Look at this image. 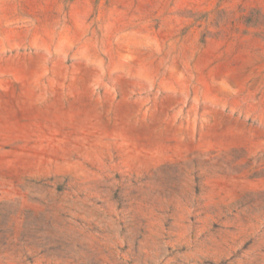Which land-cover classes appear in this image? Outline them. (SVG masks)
Listing matches in <instances>:
<instances>
[{
	"label": "rangeland",
	"instance_id": "obj_1",
	"mask_svg": "<svg viewBox=\"0 0 264 264\" xmlns=\"http://www.w3.org/2000/svg\"><path fill=\"white\" fill-rule=\"evenodd\" d=\"M0 264H264V0H0Z\"/></svg>",
	"mask_w": 264,
	"mask_h": 264
}]
</instances>
